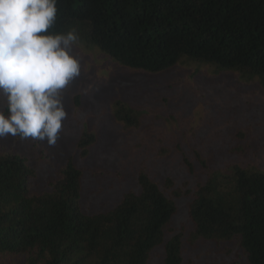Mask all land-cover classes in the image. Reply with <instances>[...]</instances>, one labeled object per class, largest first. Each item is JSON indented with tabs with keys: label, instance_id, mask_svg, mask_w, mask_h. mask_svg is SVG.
Returning a JSON list of instances; mask_svg holds the SVG:
<instances>
[{
	"label": "trees",
	"instance_id": "obj_1",
	"mask_svg": "<svg viewBox=\"0 0 264 264\" xmlns=\"http://www.w3.org/2000/svg\"><path fill=\"white\" fill-rule=\"evenodd\" d=\"M56 7L51 31L75 30L126 67L158 72L207 63L255 80L264 95V0H57ZM115 114L137 123L131 108L117 105ZM94 140L86 133L78 146ZM20 149L0 145V264H149L157 248L160 264H183L182 233L166 237L175 203L145 174L137 191L84 213L81 169L69 160L40 175ZM196 184L185 190L192 191L193 237L235 242L245 255L243 262L201 264H264V168L233 163L209 169Z\"/></svg>",
	"mask_w": 264,
	"mask_h": 264
},
{
	"label": "rangeland",
	"instance_id": "obj_2",
	"mask_svg": "<svg viewBox=\"0 0 264 264\" xmlns=\"http://www.w3.org/2000/svg\"><path fill=\"white\" fill-rule=\"evenodd\" d=\"M73 54L81 60V74L63 92L68 116L56 145L26 139L34 142L28 152V143L11 136L0 139V145L21 148L40 175L71 160L82 172L79 204L84 213L104 210L125 192L137 191L143 173L175 203L166 237L182 233L183 264L243 262L235 242L193 237L187 214L192 191L185 190L202 182L209 169L233 163L264 168V95L257 82L195 61L158 72L133 69L80 38ZM120 104L134 110L136 124L117 118ZM86 133L95 140L79 147ZM176 189L184 193L172 195ZM161 258L157 248L149 264H160Z\"/></svg>",
	"mask_w": 264,
	"mask_h": 264
},
{
	"label": "clouds",
	"instance_id": "obj_3",
	"mask_svg": "<svg viewBox=\"0 0 264 264\" xmlns=\"http://www.w3.org/2000/svg\"><path fill=\"white\" fill-rule=\"evenodd\" d=\"M57 0H0V139L54 147L68 113L63 92L81 74L75 30L51 31Z\"/></svg>",
	"mask_w": 264,
	"mask_h": 264
}]
</instances>
